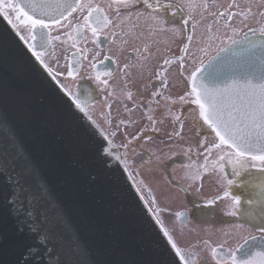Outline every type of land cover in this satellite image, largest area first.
Returning <instances> with one entry per match:
<instances>
[{
    "label": "snow or ice",
    "instance_id": "snow-or-ice-1",
    "mask_svg": "<svg viewBox=\"0 0 264 264\" xmlns=\"http://www.w3.org/2000/svg\"><path fill=\"white\" fill-rule=\"evenodd\" d=\"M137 4H142L143 10H136L133 16L132 9ZM165 12H171L173 18L178 16L180 24L177 25L174 19H167ZM13 13L15 20L19 21V25L27 33L21 34L20 40L27 46L31 56L70 98L72 105L100 130L103 137L99 146L100 158L106 159L103 155L106 153L124 165L126 171L127 152L121 156L114 151L117 146L113 144L120 125L126 122L120 120L113 130L112 120L106 118L107 127H102L88 111L93 100V90L85 86L74 92L59 77L78 80L82 78V72L87 75L104 92L110 116V100L135 104V97L141 93L139 90L132 91L128 72L131 65L127 62L121 69L122 86L117 90L113 83L114 70L104 66V61L111 60L119 68L118 58L105 54L101 60L100 56L105 51L102 46L108 44L122 50L127 39L134 37L137 27L141 30L146 28L153 36L166 34L173 42L181 41L180 54L163 56V62L158 65L154 75L159 79L162 89L168 88L170 80L181 83L182 94L165 96L163 91L150 90V96L156 98L154 103L157 108L163 107L173 121L179 123L180 130H174L173 133L176 137L183 138V112L175 114L173 106H180L182 109L187 105L193 122L199 123L200 128L206 126L210 130L211 139L205 135L194 145L189 144V153L195 147L200 156L202 150L203 163L190 162L186 166V176L195 182L202 180L205 173H217L219 190L206 198L205 202L208 205L222 202L223 210L228 216H237L242 201L241 195L233 193L234 186L258 187L259 199H249L247 203L253 208L259 204L261 208L259 215L252 210L245 213L256 223L234 225L222 233L224 238L221 240L198 239L187 247L180 245L174 235L176 229L166 227L160 219L161 209L155 197L150 202L146 201L152 205L148 210L156 218V224L160 225L163 236L171 247V264H201L202 261L203 264H264V70L257 76L251 65L256 57L257 44L249 41L243 51L238 53L248 57V62L243 65L219 59L220 53L227 46L217 49L216 55L208 56L207 59L196 56V52L205 53L204 48L193 50L197 30L201 27L207 33H213L215 26L216 35L209 39L227 38L232 45L238 43L233 36L246 28L247 32H259L261 35L259 59L264 69V0H227L226 3H220L219 0H166L164 3L161 0H23L22 3L17 0H0V14L8 19L19 34L20 27L11 18ZM133 20L135 23H132ZM141 21L143 24H140ZM221 29L224 30L223 36L220 35ZM229 31L233 36L227 35ZM57 49H63L67 53L60 72L51 66L53 60L57 67L60 66ZM131 51L140 57L141 63L138 66L141 69L148 66L152 54L147 45L144 52L148 55L141 54L135 48ZM125 111L129 114L132 112L127 105ZM147 119L153 126L159 120L151 114ZM0 125L6 129L2 140L5 144L4 151H7L8 146L12 147L14 154L19 157L17 167L21 169L16 171L15 168H9L6 157L0 162V175L5 176L4 184L0 185V207L5 215L16 220L19 233H24L27 229L31 240L19 264H40L41 260L44 264H49V261L51 264H111L94 255L78 234L72 237L68 259H54V256L61 253L56 251L52 242L54 233L45 226V221H48L50 215L61 217L62 206L3 112H0ZM196 135H200L199 130ZM138 138L143 137L132 136V141ZM130 143L126 142L120 147L128 149ZM226 165L232 168L231 176L226 171ZM253 169L258 170L259 175L253 173ZM28 181H31L30 187L34 188L32 198L35 203L25 210L21 192L26 190L23 184ZM202 188L201 183L197 191ZM181 190L187 191L183 188ZM137 191H141L140 187H137ZM38 208L41 210L38 211ZM175 216L181 222L186 219L185 212L178 211ZM64 229H68L66 223ZM180 233L183 235V227Z\"/></svg>",
    "mask_w": 264,
    "mask_h": 264
},
{
    "label": "water",
    "instance_id": "water-1",
    "mask_svg": "<svg viewBox=\"0 0 264 264\" xmlns=\"http://www.w3.org/2000/svg\"><path fill=\"white\" fill-rule=\"evenodd\" d=\"M260 40V33L248 35L236 45H228L219 59L246 64L247 55L238 53L249 41L255 42L256 57L251 65L258 76L264 70L259 59ZM0 112L6 114L62 206L61 217L50 215L45 221V226L54 233L53 245L61 253L54 259H68L72 237L78 234L94 255L111 264H171L167 238L149 212L128 170L106 153L103 154L106 159L100 158L99 146L103 142L100 130L72 105L70 98L31 56L20 40V34L2 14ZM5 131L0 125V162L6 157L9 168L20 171L17 167L19 157L12 147L8 146L4 151ZM4 182L5 176L0 175V185ZM30 184L31 181L24 183L26 190L21 192L25 210L35 203L32 198L34 188ZM187 219L186 213L182 222ZM30 243L27 229L19 233L16 220L5 215L0 207V264H19Z\"/></svg>",
    "mask_w": 264,
    "mask_h": 264
},
{
    "label": "flooded vegetation",
    "instance_id": "flooded-vegetation-1",
    "mask_svg": "<svg viewBox=\"0 0 264 264\" xmlns=\"http://www.w3.org/2000/svg\"><path fill=\"white\" fill-rule=\"evenodd\" d=\"M161 2L164 3L166 0H161ZM219 2L226 3L227 0H219ZM136 10L142 11L143 5L137 4L132 9L133 16ZM164 14L167 19H174V22L177 25L180 24V19L178 16L173 18L171 12H165ZM11 18L13 19V22L17 23V25L20 27V34L26 35L27 33L23 26L19 25V21L15 20L14 14H11ZM132 23H135V21L133 20ZM220 23L222 24L223 21H220ZM140 24H143V21H141ZM223 31L224 30L221 29V36H223ZM245 33H247V35L253 34L247 32V29L244 28L239 30L235 36H233V33L230 31L227 33V35L233 36V38L238 40L245 36ZM214 35H216L215 26L213 33H207L203 27L197 30V37L193 44V50L195 51L196 48L205 49V53L196 52L197 57L207 59L208 56H214L217 53V49L224 48L225 46L231 44V41L227 38L209 39L210 36ZM146 45L148 46L149 52L152 54V58L148 61V66L141 69L138 66L141 63L140 57L137 56L136 52L131 50L135 48L138 49L141 54L148 55V53L144 52ZM180 45L181 41L177 40L173 42L171 37L166 34L153 36L149 34L146 28L141 30L139 27H137L135 29L134 37H129L127 39V43L124 45L122 50L108 44L102 46L105 51L100 56L101 60H103V56L105 54L115 55L118 58L119 68H117V65L111 60L104 61V66L114 70L115 80L113 83L117 90H119V88L122 86L123 80L121 69H123V65L127 62L131 65V67L128 69V72L130 73L129 82L132 86V91L136 92L139 90L141 93L135 97V104L128 101L121 103L110 100L109 102L112 104L110 116L108 115L109 109L105 105L104 92L98 88L95 82L89 79V77L83 72L81 73L82 78L78 80H72L71 78L66 79L65 76H60L59 79L66 83L74 92L82 89L85 86L93 90V100L89 105L88 111L92 115L93 119L97 122H103L105 124L106 118L111 119L113 130H115V125L120 120H124L126 122L125 124L120 125V131L117 132L116 136L114 137L117 143L115 144L117 147H119L123 156L126 152L127 155H132L131 158L143 155L145 157V162H143V165L144 163H150L153 167V170L155 171L157 169L155 168L157 165L164 168V170L166 169L165 171L167 173L164 174V176L156 179L153 182L154 186L148 187L149 189L145 190L147 194L141 192L147 201H150L153 197H155L158 204H167L164 206V208H160L162 212L160 215L163 217V219L168 221L169 219L175 217L176 208L172 207V205H176L178 203L182 205V208L179 210V212L189 213L188 219L185 222L178 223V225L181 226L191 224L193 220L204 223L205 226L208 224L218 228H222L224 226L231 228L237 224H254L256 221H252L250 217L245 215V213L249 210H252L254 211V214L259 215L261 205L257 204L255 208H253L247 203V200L253 198L259 199L260 189L254 186H249L247 188L236 186L233 187V193L242 196L241 205L238 210V214L235 217L225 214V211L223 210L224 205L222 202L218 201L215 205H208L205 202L206 198L210 197L217 190H219V185L217 184L218 174L205 173L202 176V180H197L195 182L191 181L186 176V171L188 170L186 166H188L190 162L195 161L199 164L203 163L202 150L200 156L197 155V149L195 147H193L190 153L187 152L189 143L187 142L186 132L189 130L192 132V135H194L193 138L190 139V144L193 145L198 139H202L205 135L209 136V139H211V135H209L208 131H205L206 129L200 128L199 123L193 122L188 111V106L185 105L182 109L180 106H173L172 109V111L177 115L181 114V111L183 112V138L181 139L176 137L173 133L174 130H180L179 123L173 121L172 116L169 115L163 107L157 108L156 104L154 103L156 98L150 96V90L163 91L165 96L169 94L173 96L182 94L183 86L181 83L170 80L168 88L162 89L159 79L155 78L154 75L155 71L158 69V65L162 64L163 62V56L180 54ZM89 47H91V44H89ZM108 49H111V51ZM66 54L67 53H65L63 49H57V58L59 59L60 66L57 67L54 60L51 63V66L57 72L62 71L66 62L64 59ZM150 101L152 102L150 103ZM161 103H163V101H161ZM125 105H127V107L132 110L131 114L125 111ZM149 109H152V111L150 112ZM150 114L159 118L155 126L151 125L147 119V116ZM103 127H107V125L105 124ZM197 130L200 132L199 136L196 135ZM131 131H134V133L132 134ZM132 136H142L143 138H138L136 141H132ZM151 139H154L155 141V149H152L150 146L149 140ZM165 140H168L169 142L173 141V144H175L176 148H171L175 146H170L167 150L163 148L159 149L158 142ZM126 142H131L128 149L120 147V145ZM160 155L165 156L163 165L159 164L158 161H155L156 157ZM140 166L141 165H139V167L132 165L136 171L131 169L132 173H134L133 178L135 182L138 181L139 184H141L142 181L140 176ZM226 171L229 173V176H231L232 168L230 165H226ZM251 171L259 175L258 170L253 169ZM245 178H247V176H245ZM201 183L203 184V188L202 190L197 191V189H200ZM168 187L173 190L171 195H169L167 192ZM182 188L187 189V191H182ZM210 237L212 239L214 238L213 241H218L224 238L222 232L220 231L213 232L212 236L205 234L204 238L208 239ZM201 264H203V261Z\"/></svg>",
    "mask_w": 264,
    "mask_h": 264
},
{
    "label": "rangeland",
    "instance_id": "rangeland-1",
    "mask_svg": "<svg viewBox=\"0 0 264 264\" xmlns=\"http://www.w3.org/2000/svg\"><path fill=\"white\" fill-rule=\"evenodd\" d=\"M203 128L206 129L205 131L209 132V135H211L210 130L207 129L206 126H204ZM131 133L133 134L134 131H131ZM193 136L194 135H192L191 131L188 130L186 132V138H187V142L189 144L191 142L190 139H192ZM113 141H114V143H116L114 138H113ZM159 143H160V145H159ZM173 143H174L173 141L169 142L168 140L161 141V142H158V148L159 149L163 148V149L167 150L170 146H175V144H173ZM171 148H176V146L171 147ZM131 157H132V155H127V158H126L127 163H128V168L130 169V171H131V169L136 171V169L134 167H132V165H135L137 167H139V165H141L140 166L141 167L140 168V176L143 180L141 181V184H139V182L136 181L137 182L136 184L138 185V187H140L142 193L144 192V194H147V192L145 190L149 189L148 187L154 186L153 182L156 179H158L159 177L164 176V174L167 173L165 171L166 169L164 170V168L157 165V167H155V168H157L155 171V170H153V167L150 163H144V165H143V162H145L144 161L145 157L143 155L135 156L134 158H131ZM164 159H165V156L161 157V155H160V156L156 157L155 161L156 162L158 161L159 164L163 165ZM132 175L134 177V173ZM148 175H154V176L152 179H147V181H145L144 178H146ZM167 192L169 195H171L172 194L171 188L168 187ZM158 205L162 209L167 204H158ZM150 206L152 207L151 204H150ZM172 207L176 208V212H178L179 210H181L182 205L177 203L176 205H172ZM160 213L162 214L161 211H160ZM160 213H159V217L163 221L164 225L170 229H172V228L176 229L174 234H175L176 238L178 239V241L182 247H184V246L187 247L188 245H190L192 243L194 244L198 239H203L205 237V234H209L210 236H212L213 232H219L220 231L223 233L224 231L229 230L228 228H230V227H225V226L222 228H218V227H214V226L208 225V224L205 226L204 223L198 222L196 220H193L191 222V224H186L184 226H181V225H178V220L176 219V216L167 221V220L163 219V217L160 215ZM181 227H183V235H181V233H180L179 228H181ZM212 240H214V238Z\"/></svg>",
    "mask_w": 264,
    "mask_h": 264
},
{
    "label": "bare ground",
    "instance_id": "bare-ground-1",
    "mask_svg": "<svg viewBox=\"0 0 264 264\" xmlns=\"http://www.w3.org/2000/svg\"><path fill=\"white\" fill-rule=\"evenodd\" d=\"M242 38H244V36L243 37H241L240 39H238V40H241ZM237 40V41H238ZM98 124H100L102 127L103 126H105V124L103 123V122H98ZM150 141V146H151V148L152 149H155V146H156V144H155V141H154V139H151V140H149ZM159 145H160V143H159ZM114 151H117V150H114ZM121 154V153H120ZM161 157H163V156H161ZM128 172H129V170H128ZM130 173V172H129ZM130 176H131V178H132V175L130 174ZM153 176L154 175H148L146 178H144L145 179V181H147V179H152L153 178ZM143 180V179H142ZM173 192V190L171 189V193Z\"/></svg>",
    "mask_w": 264,
    "mask_h": 264
}]
</instances>
